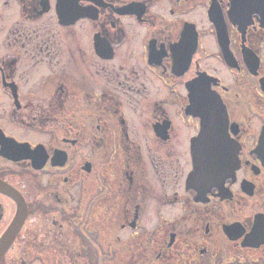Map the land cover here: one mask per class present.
Segmentation results:
<instances>
[{
  "label": "flooded vegetation",
  "instance_id": "obj_1",
  "mask_svg": "<svg viewBox=\"0 0 264 264\" xmlns=\"http://www.w3.org/2000/svg\"><path fill=\"white\" fill-rule=\"evenodd\" d=\"M263 136L264 0H0V264H264Z\"/></svg>",
  "mask_w": 264,
  "mask_h": 264
},
{
  "label": "rangeland",
  "instance_id": "obj_2",
  "mask_svg": "<svg viewBox=\"0 0 264 264\" xmlns=\"http://www.w3.org/2000/svg\"><path fill=\"white\" fill-rule=\"evenodd\" d=\"M118 164L119 163L116 162V163H114L113 166H111L109 169L106 170L107 176H110L111 173L113 174V169H115ZM94 180L95 179L93 177H91L89 179L88 183L83 184V187L85 189H83L81 196L85 195V198L90 199L91 196L99 194L96 191L98 189V185ZM83 187H81V191H82ZM115 188L117 191L115 197L118 200V198H119V193H118L119 192L118 191L119 186L116 182H115ZM101 198H103V200H105L106 194L101 193V195L99 194V196L96 197V199H101ZM115 202H116V200H115ZM151 205L152 204H146L147 208L145 207L146 208L145 209V215L142 219V223H145L146 226L149 228V230H151V229L156 230L157 226H162L163 227L162 229H167L166 226L168 224L176 223V222H178V219L182 218L183 212L179 209V207H174V206H170V205H167V206H163V205L161 206L160 205L158 207L164 214V220H160L154 211L151 212V210H153V208H150V207H152ZM114 208H115V210L113 213H115L116 221H118V219H120L123 215V206L118 205L116 202V205L114 206ZM160 232H161V230H160ZM160 232H158L157 236L158 235L160 236ZM119 235H121L122 239L123 240L125 239V241L133 239V240H136L137 243H141V236L139 238L138 237L139 235H137V234H133L134 236H131L130 233H128V232H124V233L122 232ZM157 236H155V237L157 238ZM191 237H192L191 232H190V234H184L181 238L182 239L181 242L184 243V241L190 240ZM131 260H132V258L130 256V252H125V254H119L118 255V261L116 260V263L125 264L127 262H132ZM135 264H137V263H135Z\"/></svg>",
  "mask_w": 264,
  "mask_h": 264
},
{
  "label": "water",
  "instance_id": "obj_3",
  "mask_svg": "<svg viewBox=\"0 0 264 264\" xmlns=\"http://www.w3.org/2000/svg\"><path fill=\"white\" fill-rule=\"evenodd\" d=\"M206 92H207V90L201 91L200 94H205ZM191 95H193V92H191ZM201 100H202V102L205 101L202 98H201ZM263 147H264V136L261 139V142L258 146V149L263 148ZM195 166L197 167V169L201 167L199 165V158L198 157L196 159ZM9 194H11V193H9ZM11 196H15V198L17 199L18 207L20 208V210L18 212V216L15 217L16 219L14 220L12 225L8 228V230L5 232L4 236L2 237V239L0 241V258L5 254L7 248L13 242L15 235L21 229L20 227L26 218L25 215L27 212V206H26V202H25V199L23 198V196L20 195V193L16 189H13Z\"/></svg>",
  "mask_w": 264,
  "mask_h": 264
}]
</instances>
